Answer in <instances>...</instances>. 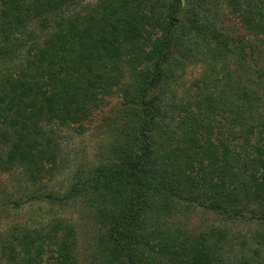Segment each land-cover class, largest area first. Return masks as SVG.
Wrapping results in <instances>:
<instances>
[{
    "label": "trees",
    "instance_id": "1",
    "mask_svg": "<svg viewBox=\"0 0 264 264\" xmlns=\"http://www.w3.org/2000/svg\"><path fill=\"white\" fill-rule=\"evenodd\" d=\"M86 1L0 0V173L54 176L59 131L119 98L96 163L26 202L81 201L89 264H254L182 219L264 224V0ZM2 194L0 213L25 204ZM82 250L65 218L0 233V264H85Z\"/></svg>",
    "mask_w": 264,
    "mask_h": 264
},
{
    "label": "rangeland",
    "instance_id": "2",
    "mask_svg": "<svg viewBox=\"0 0 264 264\" xmlns=\"http://www.w3.org/2000/svg\"><path fill=\"white\" fill-rule=\"evenodd\" d=\"M96 0H87L86 4H95ZM198 74L197 69H191L188 77ZM120 99H111L104 109L97 111L93 119L83 127H73L59 131L62 145L59 166L54 176L37 185L29 186L21 179L19 173H0V194L2 197L24 199L25 204L20 209L14 205L0 213V233L15 226L46 225L55 217L70 220L78 231L79 241L84 248L82 261L89 264V246L93 236L92 218L81 201L71 207L61 209L52 207L45 202L28 201V193L41 191L42 193L64 194L69 188L74 174L87 168L98 160L101 150L109 142L110 123L115 111L119 108ZM183 225L190 230L210 231L214 228L224 229L228 233L230 251L226 253L227 261L254 264H264V224L259 222L236 221L229 222L224 218L203 209H196L182 219Z\"/></svg>",
    "mask_w": 264,
    "mask_h": 264
}]
</instances>
